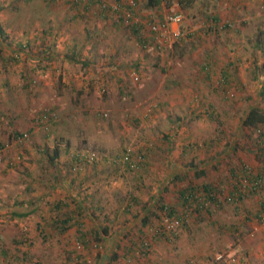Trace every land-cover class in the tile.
<instances>
[{"label":"rangeland","instance_id":"1","mask_svg":"<svg viewBox=\"0 0 264 264\" xmlns=\"http://www.w3.org/2000/svg\"><path fill=\"white\" fill-rule=\"evenodd\" d=\"M129 1L132 0H127V3ZM146 1L136 0L138 18L144 21L158 20L163 14L181 11L184 15L181 27L191 29L197 35H187L180 43L162 50L151 48L145 51L125 28H113L111 21L96 17L93 23L96 28L100 23L98 37H103L104 42L93 49L82 42L83 36L87 35L85 28L92 20L88 17L78 20L83 25L81 30L70 31L69 35L63 36V41L74 39L70 43L79 46L80 54L85 55L89 50L96 60H110L109 65H116L119 61L117 70H120L122 76V92L114 81L112 84L105 83L97 72L90 74L92 70L80 64V69L75 70L74 75L59 76L45 72L34 75L36 79L31 83L30 89H17L18 85L15 84L18 80L13 74V67L17 64L8 61L4 67L0 59V118L10 120L12 124L22 126L19 127L20 130L28 132L27 139L19 144L11 139L10 148L0 164V234L4 237V242L0 239V249L6 245L10 256L7 261L0 253V264H23L14 256L23 255L26 249L41 264H78L82 258L86 260L82 264H157L158 258L159 261H176L172 264H264V228L255 226V220L244 221L245 216L251 215L247 210L256 207L252 194L239 204L225 202V205L215 207L200 219L191 218L188 228L182 225L174 227L176 232L179 231L178 239L169 242L165 238L157 240L154 252L151 251L149 256H141L130 262L122 260L123 255L120 254L125 251L122 248L131 241L139 242L142 236L148 240L154 234L146 227L141 228L137 222L148 211L144 210L145 206L149 205L151 208L153 196L160 192L166 202L178 203L173 192H169V188L173 187L168 183L172 177L169 175L170 169L178 166V174L182 176L175 180L178 185L190 179L197 183L204 180L209 182L211 176H217L221 168L230 165L221 154L231 146L236 134L241 131L246 134L243 118L249 109L257 107L264 112V51L257 45L259 33L264 30V0H193L191 3L190 0H183L186 5H190L185 8L178 0H161L158 7L146 8ZM11 2L12 0H0V20L4 25V31L0 34V58L2 55H11L10 50L16 40L11 39L15 35H10L11 27L5 25V18L10 23L9 26H13L12 32L16 33L17 38L24 36L27 27L39 34V23L43 20L38 7L42 0L17 2L13 9L8 7L12 6ZM211 14L218 15L223 20L231 19L234 27L222 31L217 38L214 35L208 36L204 28L211 23ZM46 16L48 22L59 20L55 13ZM119 38L126 39V43L121 45H126L127 48L124 52L114 53L116 62L113 63L112 58H109L111 55H105L104 51L108 46L111 48V44L116 46ZM69 49L70 47L66 51L68 55L71 54ZM27 60L25 58L20 61L21 65H26ZM135 62L140 70L138 81L130 77L131 65ZM34 63L36 62L31 64ZM224 73L228 75V84L224 86L233 94L230 97L232 100L228 102L221 99L224 97L218 92H212L215 84L220 89ZM9 74L12 75L11 80ZM103 88L106 90L104 93ZM12 93L15 95V103L9 99V94ZM225 99L228 100L227 97ZM207 102L214 103L217 116L225 109L228 117V129L224 133L227 140L223 139L221 144L210 151L203 142L214 134L217 135L219 129H216V119L204 112ZM45 108L54 109L57 119L38 122L36 118ZM103 113L107 116L104 117ZM9 123L0 120V139L4 138L1 141H5L7 137L9 131L6 128ZM173 131L176 139L169 138ZM184 143H200L201 147L198 145L195 155L182 161L176 155H180L183 148L180 144ZM169 144L172 148L168 150L171 149L169 152L173 156L169 158L167 154V159L162 162H151L150 159L147 162L146 158L158 151L157 147H163L160 153L166 154ZM56 146L59 147V159L62 162L71 161V156L76 151H87V155L96 151L94 156H106L110 163H106L100 169V174L93 177L100 181L98 187H92L96 209L94 206L88 207L85 215L87 231L98 230L100 233L94 231L91 234L93 243L86 245L81 252L75 249V228L45 241L37 237L36 223L48 213L49 203L45 200L47 196H42L46 195L48 189L31 178L32 175H38L37 167L42 163L39 161L38 150L46 148L53 154ZM136 148L146 155V162L141 168L127 172L114 168L112 162H119L116 155L125 149ZM199 153L205 154V158L198 157ZM195 157L198 158L194 159ZM172 160L177 161L175 166H172ZM104 163L99 160L97 166ZM191 166L193 169L188 170ZM198 167L206 170L200 178L193 176L196 171L194 168ZM95 168L96 166L88 165L84 169L87 184L90 183ZM27 169L33 173L29 177L25 175ZM60 175L64 176L65 173ZM156 179H159L160 185L155 182ZM126 203L131 205L129 212H135L137 216L134 217L135 220L130 219L125 229L126 216L120 214L114 217L113 212ZM151 221L152 227L161 223L156 218ZM235 225L239 227L237 230ZM106 227L108 232H102ZM97 234L101 237L97 238ZM123 235L126 238L121 241ZM113 238L120 239L118 246L112 242ZM105 251L108 256L102 259ZM114 251L119 256L117 260L111 261Z\"/></svg>","mask_w":264,"mask_h":264},{"label":"trees","instance_id":"2","mask_svg":"<svg viewBox=\"0 0 264 264\" xmlns=\"http://www.w3.org/2000/svg\"><path fill=\"white\" fill-rule=\"evenodd\" d=\"M27 0H12V6H8L10 9L15 8L17 5V2L25 3ZM126 1V2H125ZM179 3L183 8L186 6L185 1L183 0H178ZM189 1V0H188ZM193 0H190V3ZM136 6V0H132ZM113 4L117 5L119 10H116L115 8L113 9ZM161 4V0H147L146 4L144 5L146 8H155L158 7V5ZM169 4V2H168ZM14 5V6H13ZM68 5L69 7L68 10H73V14L71 16V19L73 21L79 20L80 18H83L84 20L89 17L90 14H92L93 17H99L102 18L106 21H111L112 25H115L118 29L125 28L131 38L145 51H149L150 49L148 47V42L146 40V43L144 44L145 47H142V42H143V33H144V27L141 24H137L134 21H130L128 18H126L125 13H123V8L126 7L127 10L131 12V17L135 15L136 17L137 14L139 13V10L133 7L132 4H128L127 0H114L112 3L106 2V0H42V2L39 3V8H40V16L41 20L45 18V14L43 10H46V14L50 12L51 9H54L56 7L62 8L63 6ZM7 11V9L5 10ZM52 11V10H51ZM43 13V14H42ZM90 13V14H89ZM11 15V14H10ZM88 15V16H86ZM36 16H39L36 14ZM10 17V16H9ZM162 17L159 16V18ZM211 23L207 24V26L204 28L205 33L210 36L214 35V38H217L220 36L222 31L229 30L232 27H234V23L232 22L231 19L227 18V20H223V18H220L218 15L211 14ZM93 19V18H90ZM80 21V20H79ZM149 22L153 21L152 19H148ZM5 25L9 27V22L7 18L4 20ZM43 28V27H42ZM4 31V25L2 24L0 20V34H2ZM42 31V29L40 30ZM237 31V30H236ZM46 33V30H43L42 33ZM264 32V30H263ZM263 32L259 33V39L257 40V45L260 46V48H263L261 50L264 51V36ZM49 33V32H48ZM194 35H197L196 33H190L188 34V37H193ZM32 41L28 42V45H30ZM180 43V42H176ZM53 44V43H51ZM2 44H0L1 48ZM27 48V44H25V47ZM69 51L71 54H66L67 59H70L71 61L75 60L78 61V63L82 67H87L88 69H92L90 67H93V60L91 56V51L88 50L86 52L87 54H80V49L78 51V47L76 44H71ZM39 54V53H38ZM77 54V56H75ZM83 57V59H80V57ZM114 56V55H113ZM5 58L4 60L2 58ZM1 61L6 67V64L8 61L15 62L14 57H11L10 55H5L2 56ZM51 59L48 58L46 59V63H44V60L41 59L39 61H36V63L32 64L31 67L24 68L22 69L26 72L29 71L30 74L31 72L34 73L35 69L47 67L51 65ZM46 66H45V65ZM91 65V66H90ZM22 66V65H21ZM95 69V67H93ZM107 68V69H105ZM131 71H134L136 76L140 79V70L138 67V63L135 62V64L131 65ZM205 68V67H204ZM103 69L106 71L108 70V67L105 66ZM96 71L100 69H95ZM27 75V74H26ZM24 76L23 81H24V88L27 89L32 85L31 83L36 79L35 76ZM112 77H118L122 81V77L117 76V74L113 75L111 74ZM131 77V76H130ZM228 75L224 73V75L221 78L220 81V89L216 88L213 86L212 92L215 91L217 94H220L224 101L228 102L229 100H232L230 97L233 95L230 90H226L225 84H228ZM218 83V82H217ZM31 88V87H30ZM29 88V89H30ZM103 93L106 92V90L103 88L102 89ZM122 92V91H121ZM231 94V95H230ZM220 97V96H219ZM225 97L228 98V100L225 99ZM233 100H236L233 98ZM208 106L205 107L204 112L209 116L213 117L216 119V129H219L217 131V135L214 134V136H211L207 140L203 142L206 148L210 150H214L215 146L222 140V136H220L221 133L226 132V127H228V117H227V111L225 109H222L220 114L217 116V108H215L214 103H209L207 102ZM43 111L46 112V114L50 115L53 111L55 112L57 116V112L52 109V108H45L40 111L42 113ZM104 117H106V113L102 114ZM201 116V115H200ZM54 118L48 117L47 121H52ZM57 119V117L55 118ZM264 123V112L257 107L250 108L249 111L247 112L246 116L243 118V125L247 127L250 130L256 131V129H259V126ZM179 126V124H178ZM32 129V127H31ZM22 134V132H19V130H15L12 134H9L7 141L10 142L11 139L14 141L16 139L17 135ZM6 141H0V144ZM18 144V143H16ZM218 144V145H219ZM190 145V146H189ZM184 144L183 147L184 149L189 148L192 151V154L195 153L198 145L201 147V144ZM168 148H172L171 144H169L166 148V154L160 153L161 149H164L163 147H157L158 151L156 150L155 152L151 153L149 158H146L143 152L140 151V149L137 150H129V153L132 155L134 161H135V167H132L128 161H122V156L126 152L127 149L123 150L122 153L118 154L115 156L116 159H119V162L113 161L112 164L114 165L115 169H119V171L122 172H127V171H134L139 168H141L146 162H149V159L151 162L156 161V162H162L165 159H167V154L169 158L173 156L171 155L170 150ZM92 151V150H91ZM128 151V150H127ZM96 152V151H92ZM185 151H183V154ZM190 151L188 152V154ZM38 154L40 156V160L42 163L38 161L40 164L38 168V175H32L33 173L31 170L27 169L25 175L26 177H29L32 175L31 180L36 179V182H39L41 185L46 187L48 189L47 196H55L53 200H50V204L47 208L48 213L45 216H42L40 218L41 221H37L36 223V230L38 232L37 237L41 241H45L50 239L51 237H56L58 235H64L66 232H68L71 228L76 229V245L75 249L78 250L79 252L83 251L86 245L90 243V245L93 243L91 242L92 235L94 234V231L96 233H100L98 230H91L87 231L85 228V215L87 214V208L88 207H93L96 209V204L94 203L96 197L94 195V192L92 190V187H96L97 185L99 186L100 181H97L95 178L90 179V183L88 185L84 179H81L77 181V179L82 176V173L84 172V169L88 167V165L96 166L99 163V159H96V156L89 157L90 155H87L85 152H80L76 151L75 153L72 154L71 156V161L69 162H61L59 159L60 152H59V147L56 146V148L53 151V154H50L46 148H42L41 150H38ZM139 157V159H137ZM184 156L181 154L179 159H182ZM107 158V157H106ZM5 159V157H4ZM137 159V160H136ZM191 161V159H189ZM144 163V164H143ZM171 163L173 165L177 163V161L172 160ZM215 163V162H214ZM59 164H63V166L66 168L63 172L60 171V167L58 166ZM192 162H190V165ZM241 164V170L244 172L242 176H239L237 179L234 181V186L232 187L231 191H228L227 189H223L222 187H219L218 183L214 182H208L207 180H204L200 183L194 182L192 179L189 181H183L184 184L178 185V182H176V179H181V174H178L179 171L177 169H173V167L170 169L169 175L172 177L170 178L169 182L171 185H173L172 188H169V192H173L172 194L176 197V202L175 204H171L166 202L164 199V196L159 192L154 195L152 198V206L151 208L148 206H145L144 210H148L145 214L141 215L139 217L140 221H137L140 223L141 228L146 227L149 232L154 234L152 237L150 236L148 240L144 238L143 236L140 238V241L137 243H134L131 241L126 247L122 248L124 251L122 256V260L125 262H130L132 259H139L141 256H149L151 254V251L154 252V247L156 244L157 240H160L162 238H165L168 242L171 241L172 239H178L179 231L176 232L174 227L178 226H184V228H188L190 223H191V218L196 220L204 217L205 214L210 213L215 207L218 208V206L222 205V197H223V190L225 191L226 194L229 193V198L232 201L236 200H242L248 196H250L252 191H256L260 189L264 190V175H258V172H255L253 169L252 165H249L245 162H240ZM176 165V164H175ZM122 169V170H120ZM51 170V171H50ZM187 171L186 169H184ZM118 171V172H119ZM49 175H48V174ZM61 173H65L64 176H61ZM74 174L73 177H69V175ZM147 173V172H146ZM195 174H193L194 177L200 178L205 174V169H201L200 171H195ZM256 174V175H255ZM61 176V181L60 180ZM51 182V184H48V181ZM77 178V179H76ZM262 178V179H259ZM242 179H247L249 183L247 185L243 186ZM86 180V179H85ZM30 182V181H29ZM155 182H157L160 185L159 179H156ZM60 184V187H57V185L54 184ZM97 186V187H98ZM74 189H73V188ZM175 187V188H174ZM178 187V189H177ZM174 188V190H173ZM223 190H222V189ZM165 189V188H164ZM177 189V190H176ZM163 190V188L161 189ZM227 190V192H226ZM70 191H74L78 196V200H74L72 197ZM251 191V192H250ZM59 197H62L59 199ZM131 205L129 203L124 204L122 207H118L115 212H113L114 217H118L120 214L125 215V229L128 226V222H130V219L134 218L136 215L135 212H129ZM150 208V209H149ZM53 214L49 213L51 211ZM119 210V211H118ZM247 211L250 212V216H245L244 221H254L257 223L260 220L261 215L264 213V202L262 200H258L256 207L249 208ZM21 215V214H20ZM24 215V214H22ZM208 216V215H206ZM167 217L173 225V227H168L166 222L163 221V218ZM152 218H156L157 222L160 221L161 223H158L157 226L152 227ZM135 220V218L133 219ZM236 230L239 228L238 225H235L234 227ZM140 228L138 229V231ZM154 230V231H153ZM102 232H108L107 227L103 229ZM101 232V233H102ZM127 235V234H126ZM101 236L97 234V238H100ZM126 238L125 235H123V239L121 241H124ZM0 239L2 242H4V237L0 234ZM116 240V241H115ZM120 239L118 238H113L112 242L118 244ZM154 241V243H153ZM175 241V240H174ZM21 242V240H19ZM135 245V246H134ZM101 247V246H100ZM8 247L6 245H3L0 249V253L2 256L5 258V260H10V256L8 253ZM81 249V250H80ZM74 251V250H73ZM129 252V253H128ZM108 252L105 251L103 253L102 259L106 258L108 256ZM119 256L116 251H114L113 256L111 257V261H115L118 259ZM20 263L23 264H29V262H32L33 264H41L39 260L34 259L33 254L29 252V250L26 249V252L21 255L15 257ZM117 258V259H116ZM126 258V259H125ZM34 259V260H33ZM121 260V258H120ZM82 261V262H81ZM121 261L120 263H123ZM86 260L84 258L80 259V262L78 264L85 263ZM190 264V262H189Z\"/></svg>","mask_w":264,"mask_h":264},{"label":"crops","instance_id":"3","mask_svg":"<svg viewBox=\"0 0 264 264\" xmlns=\"http://www.w3.org/2000/svg\"><path fill=\"white\" fill-rule=\"evenodd\" d=\"M113 1L114 0H108L107 2L112 3ZM67 7H69V6L65 5L62 8L56 7L54 9H52V11L47 13V14H53V13L57 14L58 15L57 17L59 20H57L56 22L55 21L48 22L49 20H48V17L46 16L47 15L46 10H43V12L45 14L44 15L45 18L42 20L41 23H39V25L41 27V28L39 27V29H42V31L46 30L47 31L46 33L45 32L42 33V31L39 30L40 33L35 34V33H33L32 28H31V30H29V27H27V32L25 30L24 36H20L19 38H17L16 33L12 32L13 26H9V27H11L10 35H15V38H11V39H16L12 44V47H11L12 49L10 50V53H11L10 56L14 57L15 63L17 64L13 67V70H14L13 74L17 77V80H18V83L15 84V85H18L17 89H20V88L25 89L24 88L25 84H24V81L22 79L26 74H27L26 75L27 77L33 76V75L37 76L38 74H43L45 72H47L51 75L70 76L72 74L73 75L75 74V70L80 69L78 61H75V60L71 61L70 59H67V57H66V51L68 50V48L71 45L70 42L74 41V39L71 38L70 41L69 40L63 41V36L65 34L69 35L70 31L81 30L80 28H81V26L83 27V25H80L79 21H77V20L73 21L71 19V16L73 14V10H68ZM89 17L93 18V19L89 22V25L86 26L87 28H85L87 35L83 36L84 40H82V42L86 44V47H92L94 49L95 47H97L98 44L102 45L104 40H103V37H101V36L98 37L97 29L100 27V23H98L97 28H96V26L94 24L96 21V18L92 17V16H89ZM100 19L102 20V18H100ZM12 24H13V22H12ZM88 27L90 29H88ZM113 28L117 29V27L115 25H113ZM120 30H122V29H120ZM60 37H62V38H60ZM30 41H32V43H30V45H28V42H30ZM116 41H113V42H116ZM51 43H53V44H51ZM125 43H126V39L119 38L118 42L116 43V46H113L111 44V48H110V46L106 47L107 50L104 51L105 55L107 53H109L111 55V57H109V58H112L113 63L116 62V60H115L116 57L114 56L115 57L114 58L113 55L115 52H124L125 48H127V46L125 45L123 47L121 44H125ZM25 44H27V47L30 46L29 49L28 48L23 49V47H25ZM77 47L79 48V46H77ZM32 49H34V50H32ZM108 50H110V52H108ZM38 52H40V55H37ZM2 56H4V55H2ZM75 56H77V54ZM91 56H92L93 61L96 60V58L93 56V54H91ZM25 58L28 59L26 61V65L21 66L22 62L20 63V61L25 60ZM48 58H50L52 60L51 65L47 66L46 68L45 67H43L41 69L36 68L34 73L31 72L32 74H30L29 71L25 72L22 69V67H24V68L31 67L32 62H36V61H39L41 59H43L44 63H46V59H48ZM2 59L4 60L5 58L3 57ZM35 59H37V60H35ZM109 63H110V60H108L106 62V58H103V59L97 58L96 62H93V67H95V69H100V70L96 71L93 67H90L92 69H89V70H92V71L89 73L93 74V72H97L99 74V76L101 77V80L102 81L105 80V83L111 82V84H112V81H114V83L117 84V88L121 92V90H123L121 83H120V82H122L121 79L118 77H112L111 76V74H113V75L117 74V76L122 77L120 74V70H117L119 68V66L117 64L120 62L118 61V63L116 65H109ZM107 65H108V69H110L109 71L105 70L107 68L103 69ZM71 68H72V70H71ZM84 73H87V72L84 71ZM122 73H123V70H122ZM6 77H8V76L6 75ZM9 77H10L9 80H11L12 75L9 74ZM16 77H15V79H16ZM15 79H13V80H15ZM6 81H4V84H6ZM4 84L1 86H4ZM0 90H2L1 87H0ZM58 92L61 93V91H58ZM61 95H62V93H61ZM9 99L10 100L12 99L13 100L12 102H14L15 101V95L13 93L9 94ZM0 120H3L4 123L10 122V120H6L3 117H1ZM177 126H178V123H177ZM19 127H22V126L14 125L10 122L8 124V127L6 128L7 131H9V132L7 134L5 141L8 139L9 134L11 132H13L14 130L18 129L19 131H23V130H20ZM245 128H246V134H244L242 131L240 133L236 134V136H234V139H233L231 146H229L226 149V151H224L223 154H221L222 157H225L226 161H229L230 165H228L225 168L224 167L221 168V170L218 172L217 176L216 175L214 177L211 176L212 178H210V182H214V183L216 182V183H218L219 187H222L223 189H227L228 191L232 190V187L234 186L235 179H237L239 176H242V174H244V172H242V170H241L240 162H245L249 165H252L255 172L259 173L258 175H260V176L264 175V123L261 124L259 126V129H256V131L250 130L247 127H245ZM21 129H23V128H21ZM171 133L172 134L169 136V138L172 137V138L176 139L177 137L175 136V132L173 131ZM186 136H187V134H186ZM220 136L223 137L222 140L220 141V144H221L223 139L227 140V138H225L224 133H221V132H220ZM1 139H4V138L1 137ZM1 139H0V141H1ZM184 144L189 145V143H184ZM180 145L183 147L182 144H180ZM220 146H222V145H220ZM189 148L184 149V147H183L180 150V152H179L180 155L182 154L184 156L181 159L182 161H185L189 156L192 157L195 155V153L192 154V151ZM183 151H185L184 154H183ZM189 151H190V153L188 154ZM202 151H204V150H202ZM85 153H87V151ZM180 155H176V156L180 157ZM205 156H206L205 154L199 153L198 157L205 158ZM198 157H195L194 159H196ZM96 159H99L105 163L103 165L100 164L99 166L96 165V168L92 174V178L95 175L100 174V171H101L100 169L103 168V166L106 165V163H108L110 165V163L108 162L109 159L106 158V156L104 158L96 157ZM107 159H108V161H107ZM60 160L62 162L61 158H60ZM58 166L61 168L60 170L62 172L66 169L63 166V164H59ZM172 166H175V164L174 165L172 164ZM177 167L178 166H175L173 169H177ZM192 169H193V166L188 168V170H192ZM201 169H203V167L194 168V170H196V171H200ZM73 176H74V174L70 173L69 177H73ZM88 176H89V174H88ZM81 179H84V181H85V179H86L85 174L82 173V176H80L77 179V181H79ZM259 179H262V178H259ZM35 180L36 179H34L32 181L36 182ZM45 181H48V178ZM194 182H197V181H194ZM48 184H51V182L48 181ZM60 184L59 183L54 184V187H55V185H57V187H60L61 186ZM84 185H88V184H84ZM227 190H226V192H227ZM252 192H254V193H252V195L255 197L256 204H257L259 199L264 202V190L263 189H260V191L256 190V191H252ZM46 193H48V190L46 191ZM70 193H71L72 197L74 198V200L80 201V200H78L79 196L74 191H70ZM223 194H224V196L222 197V205H225V202H227L228 204H233V205L239 204L243 200L242 199V200L232 201L229 198V193L226 194L224 190H223ZM42 196L45 197V196H47V194L46 195L43 194ZM54 198H55V196H52V197L47 196L45 200H47L48 203L50 204V200H53ZM61 198L62 197H59V199H61ZM49 213L53 214L52 211ZM160 258H162V257H160ZM185 259H186V257L184 258V260ZM186 261H188V260H186ZM173 262H176V261L170 260L168 262H165V260L159 261V258L157 259V264H172Z\"/></svg>","mask_w":264,"mask_h":264},{"label":"built area","instance_id":"4","mask_svg":"<svg viewBox=\"0 0 264 264\" xmlns=\"http://www.w3.org/2000/svg\"><path fill=\"white\" fill-rule=\"evenodd\" d=\"M128 4H132L133 7L135 6L134 2L129 1ZM113 9L119 10L118 6L113 4ZM123 13H125L126 18H128L130 21H134L137 24H141L144 27V33H143V42L142 47H145L144 44L146 43V40L148 42L149 49L153 48L155 50H162V48L170 47L172 44H175L176 42H180L186 38V36L189 33H193V31L185 30L181 27V24L184 19V15L181 11L173 12L170 14H163L162 17L157 19H152L153 21L149 22L147 19L141 20L140 18L133 15L131 17V12L126 9V7L123 8ZM192 31V32H191ZM136 73L134 71L130 72V76L135 78L136 81L139 80V78L135 75ZM231 95V94H230ZM48 117L56 118V114L53 111L50 115L46 114L45 111L42 113H39V116H37L38 122H46ZM28 137V132L23 131L22 134L17 135L16 139H14V142L21 143L25 141ZM10 142L6 141L0 144V164L2 163L4 157L6 156V152L10 148ZM128 150V151H127ZM126 152L122 156V161H128L132 167H135V161L132 157V155L129 153V150L127 149ZM95 153H91L89 157H93ZM139 159V157L137 158ZM136 159V160H137ZM243 186L247 185L248 180L242 179ZM260 220L258 223L256 221V225L259 228H264V213L261 215ZM163 221L166 222L168 227H173L172 222L167 218L164 217ZM257 227V228H258Z\"/></svg>","mask_w":264,"mask_h":264}]
</instances>
